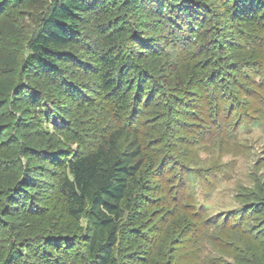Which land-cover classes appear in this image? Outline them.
Segmentation results:
<instances>
[{"label":"trees","instance_id":"16d2710c","mask_svg":"<svg viewBox=\"0 0 264 264\" xmlns=\"http://www.w3.org/2000/svg\"><path fill=\"white\" fill-rule=\"evenodd\" d=\"M231 1L230 19L252 22L264 33V0ZM27 2L29 12L20 13L25 20L19 21L17 7L26 11ZM139 2L0 0V264L150 263L133 251L145 178L132 128L151 97L160 104L155 98L169 80L177 88L185 79L166 69L148 76L140 65L144 58L134 61L140 52H127L121 42L129 26L125 10ZM89 33L96 36L90 44ZM213 57L208 65L218 63L220 69L216 64L206 75L201 69L205 82L242 76L232 62ZM100 94L117 102L103 107ZM222 97H228L231 116L240 110L236 91ZM119 104L131 108L128 124L105 130V122L119 116L109 110ZM180 106L173 101L170 107ZM162 115L157 125L168 136L177 134L173 116L179 114ZM91 130L99 141L88 148ZM144 254L151 256L153 249Z\"/></svg>","mask_w":264,"mask_h":264},{"label":"rangeland","instance_id":"374dc122","mask_svg":"<svg viewBox=\"0 0 264 264\" xmlns=\"http://www.w3.org/2000/svg\"><path fill=\"white\" fill-rule=\"evenodd\" d=\"M162 1L140 0L134 11L125 10L129 26L121 40L127 52H140L134 61L144 58L140 65L148 76L166 69L175 79H185L177 88L169 80L155 98L160 104L151 97L132 128L141 143L139 174L145 178V203H139L144 211L133 251L149 259L148 264H264V33L252 22L230 19L231 0ZM24 4L26 11L17 7L19 21L31 5ZM85 38L90 44L96 36ZM95 43L101 45L98 39ZM211 56L216 62H232L242 76L205 82L200 70L206 68V75L218 66L208 65ZM225 91H236L239 98L240 110L232 116L228 97H222ZM101 96L97 103L103 107L117 102ZM173 101L180 108L170 107ZM121 106L109 110L120 117L105 122V130L128 124L131 108ZM171 110L179 114L173 116L178 132L168 136L157 124ZM91 131L88 148L99 141ZM148 248L153 249L151 256L144 254Z\"/></svg>","mask_w":264,"mask_h":264}]
</instances>
